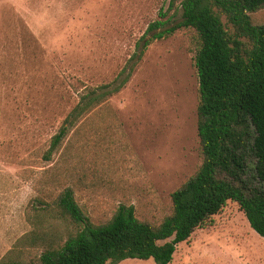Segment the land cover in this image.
<instances>
[{
	"label": "rangeland",
	"instance_id": "374dc122",
	"mask_svg": "<svg viewBox=\"0 0 264 264\" xmlns=\"http://www.w3.org/2000/svg\"><path fill=\"white\" fill-rule=\"evenodd\" d=\"M170 1L0 0V261L34 230L33 207L55 202L67 188L94 225L110 221L121 205L160 224L171 195L197 172L193 33L180 30L137 50L144 37L152 40L147 30ZM253 19L264 26V9ZM135 53L126 86L82 118L45 161L81 97L114 83ZM214 221L181 243L171 264H264V238L238 204Z\"/></svg>",
	"mask_w": 264,
	"mask_h": 264
},
{
	"label": "trees",
	"instance_id": "16d2710c",
	"mask_svg": "<svg viewBox=\"0 0 264 264\" xmlns=\"http://www.w3.org/2000/svg\"><path fill=\"white\" fill-rule=\"evenodd\" d=\"M177 3L171 0L166 12L160 10L162 19L147 30V35L154 34L152 40L144 37V45H137L145 51L151 42L180 30L193 33L202 163L171 195L170 213L155 224L141 221L133 206L121 205L110 221L94 225L67 188L55 202L33 207L34 230L0 264H118L129 259L171 264L177 247L197 230L214 226V217L229 203L238 204L251 228L264 238V26L253 19L264 9V0ZM138 56L135 53L114 83L81 97L52 137L45 161L61 151L82 118L126 86L133 68L123 77Z\"/></svg>",
	"mask_w": 264,
	"mask_h": 264
}]
</instances>
